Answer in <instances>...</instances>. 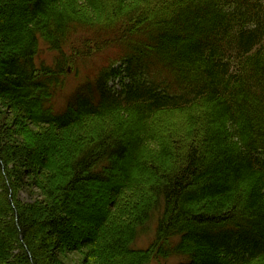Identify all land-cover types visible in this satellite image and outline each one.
Returning a JSON list of instances; mask_svg holds the SVG:
<instances>
[{
  "label": "trees",
  "instance_id": "16d2710c",
  "mask_svg": "<svg viewBox=\"0 0 264 264\" xmlns=\"http://www.w3.org/2000/svg\"><path fill=\"white\" fill-rule=\"evenodd\" d=\"M14 8L0 105L35 132L21 144L0 128V264H264V0ZM106 50L55 107L68 68ZM92 186L108 193L77 238L69 205Z\"/></svg>",
  "mask_w": 264,
  "mask_h": 264
},
{
  "label": "rangeland",
  "instance_id": "374dc122",
  "mask_svg": "<svg viewBox=\"0 0 264 264\" xmlns=\"http://www.w3.org/2000/svg\"><path fill=\"white\" fill-rule=\"evenodd\" d=\"M26 0H0V23H3V28H0V32H9L10 28L7 29L5 26L7 23H9L10 20L13 22L19 19V17L23 16V13L17 8H14L15 4H21L23 5ZM15 10V12H14ZM13 13V14H11ZM13 15V16H11ZM106 53H102L100 56H93L88 60L79 62L75 66H71L68 68V73L64 77V83L63 85L58 89V92L54 96V105L55 107L61 105L60 103L63 102V99L66 97V95H69L75 88L76 85L81 83L86 78L90 77V74L93 73V69L95 65H99L101 61H105L103 58L107 56L108 50H106ZM40 56L45 59L46 61L49 60V53H47L45 50L40 53ZM119 63H117L115 66H118ZM137 71L135 76L139 77L140 73ZM128 73H121L120 75H117L113 78H110L108 81V85L110 87L115 88L116 90L120 89L121 82L128 81V76L126 75ZM29 104L27 105L28 108L33 109V104L37 101V95L29 97L28 98ZM14 113L10 109H6L0 105V128H11L13 130V135L15 137V140L17 142H20L21 144H30L34 140V137L31 135L33 131L35 130V126L31 124V121L27 118L25 119H18L16 117V120L19 121L21 124L20 126L13 125V118ZM35 132V131H34ZM17 133V136H16ZM17 137V138H16ZM23 157V156H22ZM21 161H24L25 165H27L25 161V157L22 158ZM88 190L81 194L76 193L73 197V201L70 203V207L74 209V212H72L69 217L67 218L68 225L66 226V229L68 227H77V229L74 230L75 236L78 238L81 235V232L86 231L90 224L89 222L81 216L84 214H91L94 213L95 208L98 207L99 202L97 201L100 196L107 195V190L105 188H102L101 190H96L95 186H92V188H88ZM33 191V192H32ZM32 193H29L28 191L22 190L19 192V198L23 201L30 202L35 197V190H31ZM98 202V203H97ZM152 228L148 229V231L143 234L139 240L137 241V246H144L146 245L147 241L150 240L152 237ZM63 238H69V234L66 233V236ZM68 261L71 263H77L78 261L81 262L82 256L77 253H69L68 254ZM179 258H169L168 260L161 262L160 264H177Z\"/></svg>",
  "mask_w": 264,
  "mask_h": 264
}]
</instances>
